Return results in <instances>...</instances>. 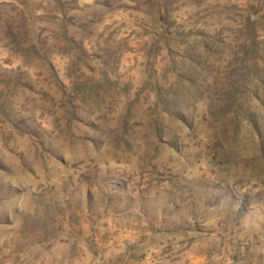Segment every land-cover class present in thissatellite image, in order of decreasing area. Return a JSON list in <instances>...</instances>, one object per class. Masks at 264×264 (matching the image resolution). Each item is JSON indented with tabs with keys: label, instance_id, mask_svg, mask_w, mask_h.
Returning a JSON list of instances; mask_svg holds the SVG:
<instances>
[{
	"label": "rangeland",
	"instance_id": "rangeland-1",
	"mask_svg": "<svg viewBox=\"0 0 264 264\" xmlns=\"http://www.w3.org/2000/svg\"><path fill=\"white\" fill-rule=\"evenodd\" d=\"M0 264H264V0H0Z\"/></svg>",
	"mask_w": 264,
	"mask_h": 264
}]
</instances>
